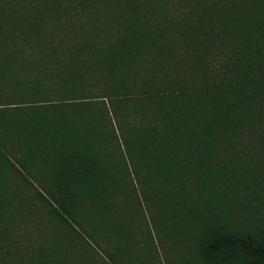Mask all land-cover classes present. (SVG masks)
<instances>
[{"label": "trees", "instance_id": "trees-1", "mask_svg": "<svg viewBox=\"0 0 264 264\" xmlns=\"http://www.w3.org/2000/svg\"><path fill=\"white\" fill-rule=\"evenodd\" d=\"M0 264H264V0H0Z\"/></svg>", "mask_w": 264, "mask_h": 264}]
</instances>
